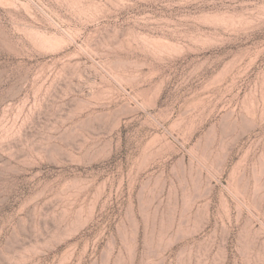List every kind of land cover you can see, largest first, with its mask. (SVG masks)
Returning <instances> with one entry per match:
<instances>
[{"label": "rangeland", "instance_id": "374dc122", "mask_svg": "<svg viewBox=\"0 0 264 264\" xmlns=\"http://www.w3.org/2000/svg\"><path fill=\"white\" fill-rule=\"evenodd\" d=\"M0 264H264V0H0Z\"/></svg>", "mask_w": 264, "mask_h": 264}]
</instances>
